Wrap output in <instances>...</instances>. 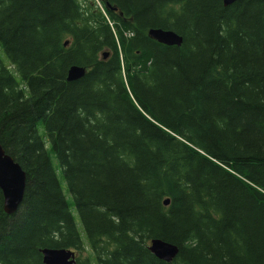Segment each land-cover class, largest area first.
I'll return each instance as SVG.
<instances>
[{
    "label": "trees",
    "instance_id": "obj_1",
    "mask_svg": "<svg viewBox=\"0 0 264 264\" xmlns=\"http://www.w3.org/2000/svg\"><path fill=\"white\" fill-rule=\"evenodd\" d=\"M0 48V143L27 175L15 214L0 190V264H264V1L0 0Z\"/></svg>",
    "mask_w": 264,
    "mask_h": 264
},
{
    "label": "water",
    "instance_id": "obj_2",
    "mask_svg": "<svg viewBox=\"0 0 264 264\" xmlns=\"http://www.w3.org/2000/svg\"><path fill=\"white\" fill-rule=\"evenodd\" d=\"M239 0H223L225 6H229ZM264 1V0H261ZM151 38L161 44L168 46H181L183 37L174 30L162 28H151L148 31ZM69 40L64 42L68 46ZM107 58L108 53H104ZM87 73L84 66L72 65L68 70V81H76L83 78ZM27 175L21 165L12 156L6 153L0 143V190L3 194V207L8 215L15 214L23 202L26 190ZM165 205L170 204V199L164 201ZM149 251L158 259L165 262H172L179 253V247L171 242L160 238H153L149 241ZM44 264H79L76 251L70 248H43L41 249Z\"/></svg>",
    "mask_w": 264,
    "mask_h": 264
},
{
    "label": "rangeland",
    "instance_id": "obj_3",
    "mask_svg": "<svg viewBox=\"0 0 264 264\" xmlns=\"http://www.w3.org/2000/svg\"><path fill=\"white\" fill-rule=\"evenodd\" d=\"M0 57L4 63L5 66H9V68L11 69V71L15 74V76L19 79V74L13 69V66L10 64V61L9 59L7 58V56L5 55V53L3 52V50L0 48ZM40 132L41 133H44L45 132V129L43 128V126H41L40 128ZM53 159H54V163L55 165H58V160L55 156H53ZM59 177H60V180L62 182V185H63V188H64V191L65 193H67L68 189H67V185H66V182L64 180V177L63 175L60 173L59 174ZM72 211H73V214L75 216V220H76V223H77V226L82 234V238H83V241L85 243H87V237H86V234H85V231H84V228H83V225H82V221L80 219V216L77 212V209L76 207H72ZM84 257H86V253L84 254Z\"/></svg>",
    "mask_w": 264,
    "mask_h": 264
},
{
    "label": "bare ground",
    "instance_id": "obj_4",
    "mask_svg": "<svg viewBox=\"0 0 264 264\" xmlns=\"http://www.w3.org/2000/svg\"><path fill=\"white\" fill-rule=\"evenodd\" d=\"M168 199V198H167Z\"/></svg>",
    "mask_w": 264,
    "mask_h": 264
}]
</instances>
